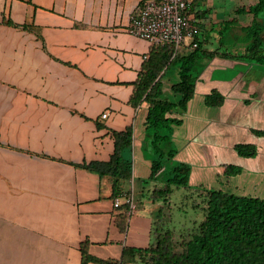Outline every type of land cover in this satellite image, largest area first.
I'll return each instance as SVG.
<instances>
[{
	"label": "crops",
	"instance_id": "0c3cea01",
	"mask_svg": "<svg viewBox=\"0 0 264 264\" xmlns=\"http://www.w3.org/2000/svg\"><path fill=\"white\" fill-rule=\"evenodd\" d=\"M146 1L0 0V264H82L84 242L90 256L122 264L125 249L149 248L165 229L160 206L172 211L171 201L153 200L165 183L150 179L153 150L144 151L149 105L130 103L152 47L128 30ZM244 4L192 0L198 37L216 45V29L233 20L234 39H242L249 23L236 11ZM228 43L223 51L232 54L206 61L187 112L172 115L183 121L173 130V161L191 165L188 193L264 198V136L254 133L264 130V79L255 82L242 71L246 62L231 57L246 44L232 50ZM213 90L225 98L220 107L205 103ZM128 127L124 158L132 177L115 195L110 176L77 165L109 161L112 132ZM239 143L256 145L257 157H240ZM227 165L243 172L228 176ZM245 186L259 193H245ZM125 195L137 203L133 215L125 199L114 207Z\"/></svg>",
	"mask_w": 264,
	"mask_h": 264
},
{
	"label": "trees",
	"instance_id": "16d2710c",
	"mask_svg": "<svg viewBox=\"0 0 264 264\" xmlns=\"http://www.w3.org/2000/svg\"><path fill=\"white\" fill-rule=\"evenodd\" d=\"M263 12L264 0H255L237 9L236 15H242V21L249 24L242 27V39H236L234 46L229 45L234 50L237 42L246 44L245 53L240 57L231 55L233 59L251 65H264V25L260 21ZM235 22L230 20L227 28ZM6 24L18 27L12 21ZM22 28L29 29L27 25ZM221 35L216 45L213 40L198 37L199 46L196 49L190 48L184 54H179L174 45L151 48L135 83L130 103L135 107L144 102L149 105L146 142L153 150L150 179L160 177L165 183L163 188L154 190L153 200L168 201L173 187L189 188L191 165L173 161L176 154L172 146L173 130L183 121L172 115H184L187 112L206 61L219 54H232H226L228 50L223 51L228 38ZM174 73L176 79L172 81ZM166 84H170L169 91H165ZM224 102V96L217 90L205 97V103L210 107H220ZM254 133L264 136V130H254ZM132 135L131 127L124 131H113L115 148L109 161H94L77 166L100 176H110L114 180L115 195H118L119 183L132 177V166L124 158V151L132 144ZM235 151L243 158H255L258 155L257 146L249 143L236 144ZM242 172L239 166H226L228 176H237ZM202 197L205 206L198 208L204 211V218L192 237L182 243V251L176 250L170 229L164 231L158 228L156 244L145 249H125L122 264L130 263L135 258L144 264H264V198L241 196L222 190H207ZM87 246L88 242L81 245L82 264H115L90 256Z\"/></svg>",
	"mask_w": 264,
	"mask_h": 264
},
{
	"label": "built area",
	"instance_id": "2783aa9c",
	"mask_svg": "<svg viewBox=\"0 0 264 264\" xmlns=\"http://www.w3.org/2000/svg\"><path fill=\"white\" fill-rule=\"evenodd\" d=\"M192 0H147L128 32L148 41L151 47L174 45L177 51L187 47L196 49L199 30L191 13ZM108 117V112L103 118ZM122 199L129 205V214L137 211V203L125 195L114 202V207L122 205Z\"/></svg>",
	"mask_w": 264,
	"mask_h": 264
},
{
	"label": "rangeland",
	"instance_id": "374dc122",
	"mask_svg": "<svg viewBox=\"0 0 264 264\" xmlns=\"http://www.w3.org/2000/svg\"><path fill=\"white\" fill-rule=\"evenodd\" d=\"M254 2L255 0H242V3L245 4ZM263 18L264 12L262 13L261 19ZM261 22L264 25V19ZM216 31L219 37L222 36L221 34H223V36L225 35V37L228 38V45L234 46V42L236 40L234 39V26H229L227 28V24H224L222 25V27L217 28ZM214 69L219 73L221 71L213 67L212 70ZM242 71L248 73V76L253 78L255 82H261L262 79H264V65H251L247 62L246 64L242 63ZM220 74L223 73L221 72ZM144 151L147 154L152 153L151 146L149 144H146L144 147ZM244 188V190L246 191L245 193L253 195L259 193L257 192V189L254 190V188L252 187L250 188L245 186ZM192 193H188V191L183 187H174L173 194L170 198L172 211H170V208L167 204H165L164 207L160 206V208L162 209V212L160 213L164 216L167 223L165 229L163 230L165 231L168 228H171L170 230L173 232L177 251L183 250L184 246L182 245V243L192 237V235L197 231L198 224L204 218V211L198 208V206H205V202L203 201L201 196L204 194L200 193V196H196L195 193ZM196 208L198 209L196 210ZM174 210H180V212H174ZM142 264L144 263L142 262Z\"/></svg>",
	"mask_w": 264,
	"mask_h": 264
}]
</instances>
